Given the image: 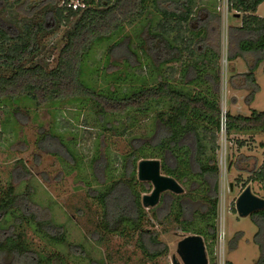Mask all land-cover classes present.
I'll use <instances>...</instances> for the list:
<instances>
[{
	"label": "rangeland",
	"instance_id": "obj_1",
	"mask_svg": "<svg viewBox=\"0 0 264 264\" xmlns=\"http://www.w3.org/2000/svg\"><path fill=\"white\" fill-rule=\"evenodd\" d=\"M71 1L75 4L83 2L0 0V25L7 34H0V54L13 52L24 43L26 28L43 19L44 8L57 4L58 8L66 10V16L69 14L66 6ZM111 1L95 0L99 4ZM195 1V20L191 25L194 30L205 29L207 35L206 42L197 45V51H191L194 36L180 30L176 21L164 17L161 12L173 11V2L160 3L159 9L151 3L144 19L96 48L88 62L87 82L99 92L118 96L158 85L161 80H169L192 93L205 90V85L195 87L188 83L197 76L191 64L200 62L201 51L210 46L220 54L219 95L223 113L250 116L253 110L264 112V63L255 74L260 89L250 102L253 87L246 86L244 74L240 72H248L256 58L247 55L242 61L229 60L236 52V47H231L229 26L238 13L231 9L229 0ZM57 25L52 23L50 16V31L42 39L44 51L34 64L49 69L56 66L65 44L64 33L71 23ZM149 30L186 48L181 60L162 67L158 66L161 60L153 63L141 49V39L148 38ZM113 46L116 47L109 51ZM114 73L120 78L112 79ZM4 74L6 72L0 70V75ZM165 110L164 106L156 105L146 115L115 117L105 130L97 123L90 105L84 102L39 109L32 100L26 99L0 106V196L12 185L24 210L34 213L41 221L52 222L58 229L62 226L66 234L65 240L50 241L39 237L35 228L29 225L24 230L29 248L45 254L49 264H55L60 257L66 258V264H173L174 256L181 262L177 254L178 243L187 236L200 235L205 242L209 240L208 244L214 243L212 255L206 248L209 264H258L262 256L255 243V235L259 232L255 224L258 218L239 217L236 203L248 186L253 194L264 198V181H252L257 172H264V134L227 137L223 131L218 137L220 183L215 238L207 225L209 217L199 218L190 226L164 219L172 204L170 192L164 193L160 203L152 208L156 209L159 219L148 221L138 233L130 228L122 229L123 232H106L101 207L89 196L94 190L110 186L108 174L113 177L111 180L121 177L125 156L156 135L160 130L156 117ZM56 136L60 142L44 141ZM237 163L244 171L236 169ZM183 188V201L189 202L195 211L202 210L199 186H194V190ZM1 226L6 229L9 225L2 223ZM142 231L159 234L161 249H166L163 256L154 260L145 256L140 247ZM69 245L80 249L69 251ZM8 263L7 258H0V264Z\"/></svg>",
	"mask_w": 264,
	"mask_h": 264
},
{
	"label": "trees",
	"instance_id": "obj_2",
	"mask_svg": "<svg viewBox=\"0 0 264 264\" xmlns=\"http://www.w3.org/2000/svg\"><path fill=\"white\" fill-rule=\"evenodd\" d=\"M83 2L87 5L86 9L72 12L66 8L69 11L66 16V10L58 8L57 4L44 8L43 19L26 28L24 43L13 52L0 54V70L6 72L0 75V106L6 103L17 104L26 99L32 100L39 109L84 102L90 105L97 123L105 130L112 125L111 120L115 117L146 115L156 105L164 106L167 110L156 117L160 123V130L156 135L145 144L140 143L125 156L120 178L111 180L113 177L108 174L107 182L110 181V186L94 190L89 197L101 207L106 232H123L130 228L138 233L148 221L159 219L156 209L147 210L142 205L143 196L151 192L152 186L150 183L138 181V164L142 160L157 159L161 161L164 175L173 177L188 189L194 190L193 187L198 185L203 202L202 210L195 211L189 202L183 201L185 195L172 194V204L164 219L178 225L190 226L199 218L209 217L207 225L212 229V236L215 238L220 183L218 137L223 132V112L219 95L220 54L213 47L205 46L199 55L200 62L191 64L190 67L197 71V76L188 85L196 87L202 84L206 87L205 90L194 93L178 88L169 80H161L158 85L141 88L123 96L116 93L105 94L95 90L87 82L86 74L88 62L96 48L122 34L126 27L144 19L151 3L159 9L160 3L173 2V11L161 12L164 17L176 21L180 30L194 36L191 40V51H197V45L205 43L207 35L205 29L196 31L191 25L195 20L193 8L196 1L113 0L104 4L96 3L95 0ZM229 3L231 9L238 13L235 16L243 15V25L230 32L231 45L236 41L238 52L229 56V60L234 61L246 54L256 58L255 64L249 66V71L244 74L246 86L253 87L249 97L252 102L260 89L255 74L264 63V19L256 16L264 0H229ZM50 16L52 23L58 24V27L62 23H71L64 33L65 44L58 55L56 66L52 69L34 64L44 51L42 39L50 31ZM0 34L7 35L1 25ZM141 42L142 51L153 63L156 60L162 61L158 63L159 67L179 62L186 49L175 45L163 34L152 33L150 30L148 38L141 39ZM115 47L109 48V51L112 52ZM185 72L187 75L189 70ZM111 78L120 77L114 73ZM224 131L227 137L235 134L263 135L264 112L253 110L250 116L228 112L225 115ZM55 140L60 142L58 136L44 141ZM238 163L236 169L244 171ZM263 176V171L257 172L252 181L263 182ZM252 218H258L255 224L259 232L255 235V243L262 253L258 264H264V210L253 214ZM2 223L9 225L8 228H3ZM29 225L43 239H66L62 226L58 229L52 222L41 221L34 213L24 210L15 188L10 185L0 196V258H7L8 264H49L45 254L29 248L26 244L24 230ZM140 235V247L149 260L165 254L166 249H161L158 233L142 231ZM208 241L206 239L205 245L212 255L214 243L208 244ZM68 247L69 251L80 249L79 246ZM66 263V258L60 257L55 264Z\"/></svg>",
	"mask_w": 264,
	"mask_h": 264
},
{
	"label": "water",
	"instance_id": "obj_3",
	"mask_svg": "<svg viewBox=\"0 0 264 264\" xmlns=\"http://www.w3.org/2000/svg\"><path fill=\"white\" fill-rule=\"evenodd\" d=\"M138 181L147 182L153 186L152 192L142 198V205L147 210L155 208L160 203L161 196L166 192L175 195L185 193V189L176 179L162 173L161 161L157 159L139 162ZM236 210L239 217L249 218L264 210V198L253 194L251 186H248L239 196ZM177 254L181 262L174 256L173 264H209L205 241L200 235H190L183 238L178 243Z\"/></svg>",
	"mask_w": 264,
	"mask_h": 264
},
{
	"label": "crops",
	"instance_id": "obj_4",
	"mask_svg": "<svg viewBox=\"0 0 264 264\" xmlns=\"http://www.w3.org/2000/svg\"><path fill=\"white\" fill-rule=\"evenodd\" d=\"M264 3L262 4V5H260L259 6V8H258V10H257V12H256V16L257 17H259V18H261V19H264ZM243 15L242 16H234V19H233V21H232V23L230 24V28H231V30H233V29H236V28H238V27H241L242 25H243ZM200 29V28H199ZM197 31V30H196ZM233 45L236 47V41L231 45V47H232V49H234V47H233ZM238 52V50H237V48H236V52H235V54ZM247 55L248 56H251V58L252 57H254L253 55H251V54H246L245 56H243V57H239V58H237L236 60H234V61H242V60H244L245 59V57H247ZM262 65V64H261ZM264 65V64H263ZM241 74H246L247 72H240Z\"/></svg>",
	"mask_w": 264,
	"mask_h": 264
},
{
	"label": "built area",
	"instance_id": "obj_5",
	"mask_svg": "<svg viewBox=\"0 0 264 264\" xmlns=\"http://www.w3.org/2000/svg\"><path fill=\"white\" fill-rule=\"evenodd\" d=\"M66 5V3H65ZM87 5L84 2H77L76 4L74 3V1H71L70 3L67 4L66 8L72 12H76L79 10H84L86 9ZM223 112V111H222ZM225 115L226 113H223V120H222V127H223V131H224V127H225Z\"/></svg>",
	"mask_w": 264,
	"mask_h": 264
}]
</instances>
